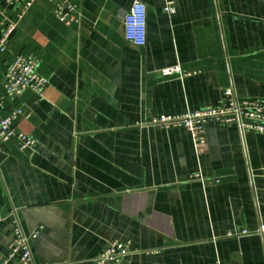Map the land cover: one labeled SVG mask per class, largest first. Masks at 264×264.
I'll return each mask as SVG.
<instances>
[{"label": "crops", "instance_id": "crops-1", "mask_svg": "<svg viewBox=\"0 0 264 264\" xmlns=\"http://www.w3.org/2000/svg\"><path fill=\"white\" fill-rule=\"evenodd\" d=\"M135 1L143 47L125 39ZM77 4L67 27L37 0L0 54V92L19 55L48 80L1 112H30L16 127L37 145H0V262L17 217L38 233L37 264H93L112 241L132 244L121 264H264V134L212 122L198 148L158 124L219 106L227 89L264 99V0ZM175 66L189 76H163Z\"/></svg>", "mask_w": 264, "mask_h": 264}, {"label": "built area", "instance_id": "built-area-1", "mask_svg": "<svg viewBox=\"0 0 264 264\" xmlns=\"http://www.w3.org/2000/svg\"><path fill=\"white\" fill-rule=\"evenodd\" d=\"M37 0H5L0 7V54L7 51L9 41L19 27V21L33 8ZM55 18L65 26L80 23V10L77 0H47ZM125 16V39L136 47H143L147 38V7L140 1H135ZM20 9L18 22L11 20L9 11ZM39 59L33 56L19 55L4 73L2 92H0V145L11 139H16L20 151L34 148L37 143L31 136L18 132L17 123L21 118L30 119L31 113L22 107L11 111L4 117L1 112L4 107L20 99L25 91L42 95L48 85V80L38 72ZM164 77L172 75H184L180 67L175 66L162 71ZM219 106L202 112H193L173 118H163L158 122L165 128L182 127L186 129L196 147H204L206 139V128L209 123L216 122L222 126L237 125L241 131L264 134V99H238L232 89H227ZM219 182V181H217ZM12 240L9 251L0 264H37L34 261L32 239L38 235L37 232L27 234L21 227L16 217L12 222ZM246 229L241 235L249 234ZM258 234L264 241V224L261 225ZM132 244L129 241H112L105 250L93 259V264H121L127 255L131 254ZM211 264H220L215 261Z\"/></svg>", "mask_w": 264, "mask_h": 264}]
</instances>
